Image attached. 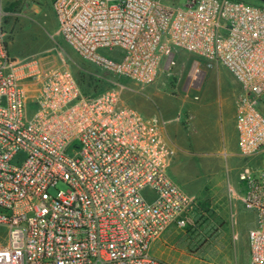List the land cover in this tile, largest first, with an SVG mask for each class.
<instances>
[{"label":"built area","instance_id":"obj_1","mask_svg":"<svg viewBox=\"0 0 264 264\" xmlns=\"http://www.w3.org/2000/svg\"><path fill=\"white\" fill-rule=\"evenodd\" d=\"M260 4L53 0L56 34L116 79L92 75L110 88L87 93L64 61L12 56L4 22L12 14L0 8V228L6 230L0 264H168L151 255V244L169 226L194 225L197 202L169 173L176 150L168 122L140 114L123 93H139L172 72L177 49L209 67L219 64L241 87L240 155L264 153ZM203 78L193 63L183 91L194 92V101ZM239 179L248 188L244 202L257 212L247 234L251 264H264V172L245 167Z\"/></svg>","mask_w":264,"mask_h":264},{"label":"crops","instance_id":"obj_2","mask_svg":"<svg viewBox=\"0 0 264 264\" xmlns=\"http://www.w3.org/2000/svg\"><path fill=\"white\" fill-rule=\"evenodd\" d=\"M148 88L155 91L156 82L145 90ZM224 90L219 96L203 97L200 89L197 101L193 94L179 107L168 100L153 114L139 112L168 122L165 133L176 150L175 156L181 152L182 162L203 180L204 195L197 197L200 202L193 216L196 223L185 230L169 226L151 244V255L168 264L180 263L189 248L195 255L205 252L212 264H251L247 234L256 227L257 212L253 211L256 220L248 228V206L244 202L248 188L239 174L245 167L252 168V159L240 155L235 131L241 87L238 84ZM175 156L169 167L171 176L178 166Z\"/></svg>","mask_w":264,"mask_h":264},{"label":"rangeland","instance_id":"obj_3","mask_svg":"<svg viewBox=\"0 0 264 264\" xmlns=\"http://www.w3.org/2000/svg\"><path fill=\"white\" fill-rule=\"evenodd\" d=\"M242 1L260 4L258 0ZM161 2L165 5L181 6L186 0H161ZM52 3L53 0H0V8L5 11L9 9L7 12L12 14L4 20L5 27L9 34L8 48L11 55L18 59H29L34 56L41 58L46 63H59L64 61L73 75H98L109 81H116L113 76L105 74L96 67L81 60L64 42L63 38L56 34L57 23L53 14ZM107 53L108 52H105V54ZM114 53L116 52H112V54ZM174 54L176 66L170 73L164 71L159 74L155 81V91L149 88L147 90H138L131 82L127 80L124 81V86L139 91V93H123L122 98L124 103L142 114H153L157 109L163 107L164 102L168 100L179 107L181 104H184L186 100H191L194 94V92H190L186 96L183 91V86L191 65L195 62L200 63L204 71L200 92L201 96H219L225 93L224 89H227V86L238 85L227 70L219 64H213L209 67L195 55L185 53L180 49L175 50ZM106 83H100V88L97 90L109 89L110 84L108 82ZM257 108L264 115V100L258 103ZM175 159L177 160L178 166L171 177H174V182L187 195L194 194L192 197L196 199L198 207L200 201L197 197H203L204 195V191L201 190V187H203V180L194 175V172L192 173L185 163L182 162L181 152H177ZM251 159L252 169L258 172H264V153L259 155V162H257L256 157ZM57 189L62 190L64 187L58 184ZM253 211L255 210L248 208V228L251 227L256 220V215ZM210 236L211 235L208 234L207 237L210 238ZM0 242L2 244L6 243V230L4 228H0ZM194 252L193 249L189 248L187 256L177 264L213 263L205 252H200L196 255ZM194 256H197V258Z\"/></svg>","mask_w":264,"mask_h":264},{"label":"trees","instance_id":"obj_4","mask_svg":"<svg viewBox=\"0 0 264 264\" xmlns=\"http://www.w3.org/2000/svg\"><path fill=\"white\" fill-rule=\"evenodd\" d=\"M248 2V1H245ZM250 3V2H248ZM6 11H9V9H6ZM77 79V83L82 89L84 93L89 92L90 90H95L97 87H99V80H96L92 75L85 76V75H74Z\"/></svg>","mask_w":264,"mask_h":264},{"label":"water","instance_id":"obj_5","mask_svg":"<svg viewBox=\"0 0 264 264\" xmlns=\"http://www.w3.org/2000/svg\"><path fill=\"white\" fill-rule=\"evenodd\" d=\"M259 2H261V3H264V0H258Z\"/></svg>","mask_w":264,"mask_h":264}]
</instances>
